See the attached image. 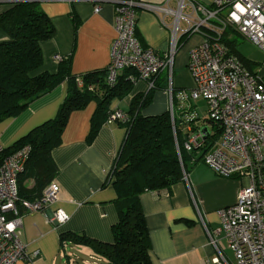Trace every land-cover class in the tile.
Segmentation results:
<instances>
[{
  "label": "crops",
  "instance_id": "0c3cea01",
  "mask_svg": "<svg viewBox=\"0 0 264 264\" xmlns=\"http://www.w3.org/2000/svg\"><path fill=\"white\" fill-rule=\"evenodd\" d=\"M16 1L0 0V13ZM156 2L176 8L175 0H140ZM210 4L212 0H199ZM174 5H171V4ZM41 8L55 25V35L42 42L44 63L37 73H55L59 58L71 56V71L82 75L107 68L111 60V46L116 37L115 7L113 0H41ZM100 10L95 12V7ZM183 22V23H182ZM174 17L165 16L136 7L135 35L144 47L164 55L169 52L175 31ZM187 23L179 22L176 32L177 50L172 63L174 92L194 86L188 69L190 50L202 41L201 34L187 35ZM9 36L0 28V42ZM255 69V65H254ZM257 71V70H255ZM264 74V71H257ZM133 90L123 98H115L112 108L129 113L135 96L149 91L147 82L136 78ZM170 71H163L157 78L151 103L142 109L144 115H157L169 110ZM68 93L65 80L51 92L32 102L15 118L0 123V142L9 147L32 129L57 116ZM98 102L73 111L62 135L61 145L52 151L58 172L54 181L59 185V199L49 208L28 212L23 207L21 240L29 254L38 255L16 264H57L61 254L60 234L73 232L86 234L99 241L113 242L112 226L118 221L114 203L116 190L112 182L105 185L126 135L125 125L103 122L93 141H88L91 119ZM198 101L192 110L198 112ZM178 124L186 132L183 113L175 103ZM245 181L218 175L212 168L199 163L189 173V182L175 184L171 191H146L141 203L151 238V256L154 264H207L215 253L209 242L204 223L211 230L220 225L219 211L236 202L237 194ZM61 208L70 218L64 224L51 220L53 212ZM224 251L231 255L223 234H218ZM69 245H76L69 243ZM78 246V245H77ZM80 246V245H79ZM92 255V250L80 246Z\"/></svg>",
  "mask_w": 264,
  "mask_h": 264
},
{
  "label": "built area",
  "instance_id": "2783aa9c",
  "mask_svg": "<svg viewBox=\"0 0 264 264\" xmlns=\"http://www.w3.org/2000/svg\"><path fill=\"white\" fill-rule=\"evenodd\" d=\"M113 1L117 4L116 37L107 66V84L115 86L120 74L132 69L136 78L146 81L150 89L155 85V78L169 70V110L175 123L174 101H177L187 132L185 150L197 151L201 155L200 162L218 175L245 181L236 202L219 211L220 227L211 230L204 223L215 251L207 264H264V81L260 74L250 72L223 40L225 29L231 28L264 52V0H212L210 4L199 0H175L176 8L140 0ZM138 5L174 17L171 48L164 55L142 46L136 37ZM99 10L100 5L95 7V12ZM181 20L187 23L186 32L201 34L202 41L189 52L187 66L194 86L174 92L172 63ZM78 84L82 86V81L78 80ZM199 99L205 100L207 105L204 120L192 110L193 103ZM130 120L128 112L113 108L106 122L126 126ZM4 149L0 142V264H16L38 255V252L29 254L21 240L23 222L19 203L28 212L43 211L58 201L60 188L53 181L40 198L21 200L19 176L25 170L31 148L26 145L1 157ZM177 150L180 155L178 145ZM184 180L189 182L185 172ZM69 218L65 210L57 208L51 220L64 224ZM218 234H223L231 255L221 247ZM91 259L92 264L101 261L96 256Z\"/></svg>",
  "mask_w": 264,
  "mask_h": 264
},
{
  "label": "trees",
  "instance_id": "16d2710c",
  "mask_svg": "<svg viewBox=\"0 0 264 264\" xmlns=\"http://www.w3.org/2000/svg\"><path fill=\"white\" fill-rule=\"evenodd\" d=\"M40 3L41 0L16 1L0 13V28L9 36L8 40L0 42V123L17 117L32 102L63 81L68 82V93L57 116L5 147L1 155L8 156L26 145L31 148L25 170L19 176V193L23 201L40 198L54 181L58 168L52 151L61 145L70 114L92 101L98 102L88 135V141H93L113 109L112 100L132 92L130 75L136 74L132 69H125L118 83L110 87L106 82L107 68L75 75L71 71V56L59 59L55 73H37L44 63L41 44L55 35V25ZM239 37L240 34L231 28L223 33V40L231 52L250 72L257 74L255 64L238 50ZM260 75L264 81V74ZM158 76L153 88L134 97L124 141L105 181V185L112 182L117 194L114 203L118 221L112 226L113 242L68 231L60 234L61 249L71 242L86 246L93 256L101 259L98 264H154L141 195L146 191H171L175 184L184 181V172L189 175L201 161L197 151L185 150L187 132L178 124L176 113L175 123L170 110L157 115L141 113L151 103L152 93L158 87ZM78 80L82 81V86Z\"/></svg>",
  "mask_w": 264,
  "mask_h": 264
},
{
  "label": "rangeland",
  "instance_id": "374dc122",
  "mask_svg": "<svg viewBox=\"0 0 264 264\" xmlns=\"http://www.w3.org/2000/svg\"><path fill=\"white\" fill-rule=\"evenodd\" d=\"M171 5L174 4L172 3ZM239 41L240 42L238 43L237 47L240 53L246 58L250 59L253 62L252 64H255V69L257 71H264V52L257 45L246 39L239 37ZM197 101L199 103V117L200 119L204 120L207 110L206 101L203 99H199ZM176 111L177 110L175 107V113L177 114ZM209 127L211 129L213 128L211 123H209ZM89 256L90 254L88 251L79 245H67L65 249H61V254L57 259V264H88L86 261H89V263L92 264L93 261Z\"/></svg>",
  "mask_w": 264,
  "mask_h": 264
},
{
  "label": "water",
  "instance_id": "95a60500",
  "mask_svg": "<svg viewBox=\"0 0 264 264\" xmlns=\"http://www.w3.org/2000/svg\"><path fill=\"white\" fill-rule=\"evenodd\" d=\"M203 130L206 131V132L208 131V130H207V127H203Z\"/></svg>",
  "mask_w": 264,
  "mask_h": 264
}]
</instances>
